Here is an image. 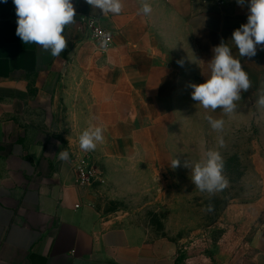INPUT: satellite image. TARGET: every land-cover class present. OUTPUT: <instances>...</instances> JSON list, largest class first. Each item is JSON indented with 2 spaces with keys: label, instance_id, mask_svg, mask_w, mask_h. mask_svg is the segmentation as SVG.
Listing matches in <instances>:
<instances>
[{
  "label": "crops",
  "instance_id": "crops-1",
  "mask_svg": "<svg viewBox=\"0 0 264 264\" xmlns=\"http://www.w3.org/2000/svg\"><path fill=\"white\" fill-rule=\"evenodd\" d=\"M72 2L68 46L54 58L23 44L13 0H0V264H177L176 243L103 218L88 204L95 185L81 188L76 166L92 163L109 191L132 189L147 173L166 174L168 182L190 173L169 164L198 157L192 142L203 134L193 126L206 122L188 121L189 104L198 103L188 84L205 82L221 40L241 59L252 86L234 113L211 111L234 125L255 124L264 111L257 103L264 95V50L257 46L256 56L241 58L230 41L248 9L236 0L213 10L193 0H122L119 15L103 16L85 0ZM144 2L150 15L140 13ZM87 17L114 34L107 50L87 36ZM90 126L101 127L104 140L85 152L79 136ZM65 149L63 161L57 154ZM232 210L221 220L232 221L226 217Z\"/></svg>",
  "mask_w": 264,
  "mask_h": 264
},
{
  "label": "rangeland",
  "instance_id": "rangeland-1",
  "mask_svg": "<svg viewBox=\"0 0 264 264\" xmlns=\"http://www.w3.org/2000/svg\"><path fill=\"white\" fill-rule=\"evenodd\" d=\"M189 106L188 121L206 122L193 126L203 136L192 142L198 157L191 161L199 162L209 149L219 151L226 188L202 192L192 183L191 172L173 174L170 182L166 174L147 173L126 191H109L98 180L88 204L103 218L143 226L153 236L176 243L177 264H264V111L253 125H234L228 115L217 116L195 102ZM207 116L223 119V130H213ZM228 206L234 210L226 217L233 220H221Z\"/></svg>",
  "mask_w": 264,
  "mask_h": 264
},
{
  "label": "clouds",
  "instance_id": "clouds-1",
  "mask_svg": "<svg viewBox=\"0 0 264 264\" xmlns=\"http://www.w3.org/2000/svg\"><path fill=\"white\" fill-rule=\"evenodd\" d=\"M7 3V0H3ZM92 9L100 10L103 16L119 15L123 10L122 0H85ZM241 7H247V22L232 33L230 41L238 50L239 57L252 58L257 55V46L264 50V0H236ZM17 16L16 35L23 44L35 43L42 50L50 52L52 57H59L67 48L68 41L64 35L65 28L75 23L76 9L72 0H13ZM152 12L151 4L144 2L140 13L147 16ZM212 59L208 62L210 74L205 82H189L192 89L191 98L202 108L212 111L222 110L232 114L241 99V92L251 88L248 73L244 70L241 59L233 55L232 46L221 40L213 48ZM183 66V61H177ZM257 103L264 105V95ZM211 128L222 131L223 119L207 116ZM103 129L99 126L88 127L79 136V148L85 152L94 151L98 143L103 142ZM220 147L224 146L223 137L218 138ZM60 160L69 159L68 151L61 150ZM170 167H185L191 170V181L200 191L214 193L227 187L228 181L223 175L224 162L219 151L209 149L199 162L189 159L183 163L177 157L171 160Z\"/></svg>",
  "mask_w": 264,
  "mask_h": 264
},
{
  "label": "built area",
  "instance_id": "built-area-1",
  "mask_svg": "<svg viewBox=\"0 0 264 264\" xmlns=\"http://www.w3.org/2000/svg\"><path fill=\"white\" fill-rule=\"evenodd\" d=\"M204 10L221 9L227 0H193ZM83 29L87 36L94 40L99 49L107 50L114 42V34L101 26L99 19L87 17L83 21ZM77 181L81 188H88L99 180V174L96 167L84 160L77 163L76 166Z\"/></svg>",
  "mask_w": 264,
  "mask_h": 264
},
{
  "label": "bare ground",
  "instance_id": "bare-ground-1",
  "mask_svg": "<svg viewBox=\"0 0 264 264\" xmlns=\"http://www.w3.org/2000/svg\"><path fill=\"white\" fill-rule=\"evenodd\" d=\"M204 264H211V262L210 261H207V263H204Z\"/></svg>",
  "mask_w": 264,
  "mask_h": 264
}]
</instances>
